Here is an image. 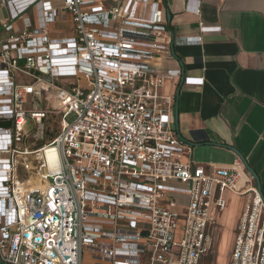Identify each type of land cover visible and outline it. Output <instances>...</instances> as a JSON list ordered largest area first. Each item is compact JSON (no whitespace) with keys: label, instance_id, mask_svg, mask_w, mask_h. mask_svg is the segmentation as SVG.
Masks as SVG:
<instances>
[{"label":"built area","instance_id":"2783aa9c","mask_svg":"<svg viewBox=\"0 0 264 264\" xmlns=\"http://www.w3.org/2000/svg\"><path fill=\"white\" fill-rule=\"evenodd\" d=\"M165 8L164 0H30L0 21V121L10 122L0 127L5 264H84L85 252L96 264H203L227 192L245 197L228 264H264V195L255 179L240 158L195 162L175 98L161 93L184 76L166 64L176 38ZM65 22L70 30H50ZM208 29L199 24L200 33ZM53 114L60 130L37 147ZM29 120L37 131L26 144Z\"/></svg>","mask_w":264,"mask_h":264},{"label":"crops","instance_id":"0c3cea01","mask_svg":"<svg viewBox=\"0 0 264 264\" xmlns=\"http://www.w3.org/2000/svg\"><path fill=\"white\" fill-rule=\"evenodd\" d=\"M14 9L4 6L7 17L30 0H11ZM170 12V26L176 38L175 57L169 68L182 70L184 76L166 81L163 95L175 98L178 108L177 128L192 143L193 160L208 163V158L226 157L231 164L239 156L237 149L255 170L264 194V0H164ZM200 7L198 14L187 11ZM27 13H29L27 11ZM209 29L199 32V24ZM202 35V42L196 36ZM186 77L203 78V83L189 85ZM10 122L0 121V127ZM257 184V183H256ZM238 211L231 219L228 264L235 230L245 205V197L226 193L227 206L212 227L218 258L226 222L224 214L232 203Z\"/></svg>","mask_w":264,"mask_h":264},{"label":"rangeland","instance_id":"374dc122","mask_svg":"<svg viewBox=\"0 0 264 264\" xmlns=\"http://www.w3.org/2000/svg\"><path fill=\"white\" fill-rule=\"evenodd\" d=\"M11 0L8 2V7L11 9H14L13 5L11 4ZM36 9L35 8H30L28 10V14L29 16L33 19L34 18V14H35ZM13 13V11L11 12V14ZM11 14L9 13L8 19L11 20ZM5 17H7V12L4 8V6L1 4L0 2V20L4 19ZM33 21V20H32ZM72 27L71 22H65V23H57L54 25H51L50 30L51 31H56V30H70ZM17 77L24 79V81H28L29 79L26 78V76L24 74H19L17 75ZM53 105H56V103L53 101L52 102ZM25 107L29 108L31 107V104L28 103L25 105ZM39 108L43 107L42 102L40 101V105H38ZM60 120H61V116L57 115V114H53L50 115L46 120H45V128H44V134L42 135V137H40L39 140L37 141H33V137L32 134L35 133L36 130V126L34 125V123L29 120V130H30V135L28 136L27 139H25V143L28 144L31 143L32 141L36 143V146H42L44 143H46L47 141H49L52 137H54L60 130ZM32 147V146H30ZM210 161H219L220 163L222 162H226L229 161L228 158L222 156V157H215V158H208ZM181 203L179 205V207L177 208L178 210H180L183 205L186 204L187 202V198L186 196H183V198L180 200ZM238 211V203L235 201L234 198H232V203L229 206V208L226 210L225 214H224V221L226 222V229L223 235V238L221 240V243L219 245V249H218V258H216V254H212L210 253L204 260H203V264H225L228 258V252H229V245H230V228H231V219L235 216L236 212ZM183 215L182 210L180 211ZM234 214V216L232 215ZM184 216L180 218L179 220V230L177 232L176 235V240H180L182 238V233H181V226L184 223ZM83 263L84 264H96V260L91 256V254L89 252H85L83 255ZM0 264H5L1 258H0Z\"/></svg>","mask_w":264,"mask_h":264},{"label":"water","instance_id":"95a60500","mask_svg":"<svg viewBox=\"0 0 264 264\" xmlns=\"http://www.w3.org/2000/svg\"><path fill=\"white\" fill-rule=\"evenodd\" d=\"M167 19L170 22L171 21V14L170 12H167ZM175 119L178 120V108L176 107L175 109ZM232 150L239 156V158L243 161L246 169L249 171V173L253 176V178L255 179L257 186L259 188V190L262 192L261 189V182L259 179V176L257 175V173L255 172V170L248 164V162L245 160V158L242 156V154L235 148H232ZM263 194V192H262ZM264 195V194H263Z\"/></svg>","mask_w":264,"mask_h":264},{"label":"bare ground","instance_id":"6f19581e","mask_svg":"<svg viewBox=\"0 0 264 264\" xmlns=\"http://www.w3.org/2000/svg\"><path fill=\"white\" fill-rule=\"evenodd\" d=\"M7 82L6 76H0V83L5 84ZM46 160L49 163L51 170H55L58 167V155L54 148L49 147L46 149Z\"/></svg>","mask_w":264,"mask_h":264},{"label":"trees","instance_id":"16d2710c","mask_svg":"<svg viewBox=\"0 0 264 264\" xmlns=\"http://www.w3.org/2000/svg\"><path fill=\"white\" fill-rule=\"evenodd\" d=\"M52 138H53V137H52ZM52 138H51V139H52Z\"/></svg>","mask_w":264,"mask_h":264}]
</instances>
